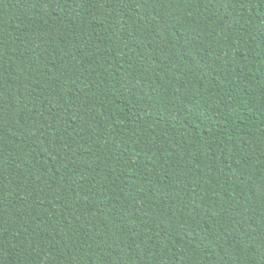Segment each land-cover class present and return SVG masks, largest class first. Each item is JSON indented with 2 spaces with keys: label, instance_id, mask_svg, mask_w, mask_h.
I'll use <instances>...</instances> for the list:
<instances>
[{
  "label": "trees",
  "instance_id": "trees-1",
  "mask_svg": "<svg viewBox=\"0 0 264 264\" xmlns=\"http://www.w3.org/2000/svg\"><path fill=\"white\" fill-rule=\"evenodd\" d=\"M0 264H264V0H0Z\"/></svg>",
  "mask_w": 264,
  "mask_h": 264
}]
</instances>
